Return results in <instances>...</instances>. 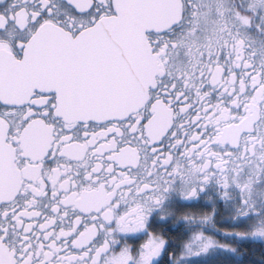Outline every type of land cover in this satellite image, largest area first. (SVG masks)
I'll use <instances>...</instances> for the list:
<instances>
[{
  "label": "snow or ice",
  "instance_id": "obj_1",
  "mask_svg": "<svg viewBox=\"0 0 264 264\" xmlns=\"http://www.w3.org/2000/svg\"><path fill=\"white\" fill-rule=\"evenodd\" d=\"M0 264H264V0H0Z\"/></svg>",
  "mask_w": 264,
  "mask_h": 264
}]
</instances>
